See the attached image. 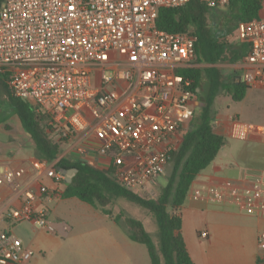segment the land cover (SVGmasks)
<instances>
[{"label":"built area","instance_id":"1","mask_svg":"<svg viewBox=\"0 0 264 264\" xmlns=\"http://www.w3.org/2000/svg\"><path fill=\"white\" fill-rule=\"evenodd\" d=\"M199 1L216 10L235 0ZM258 1L259 17L238 25L239 39L250 46L239 63V82L250 89L264 88V0ZM190 2L0 0V73L15 98L53 116L61 138L84 142L75 145L81 160L93 165L94 154L105 159L100 169L111 171L120 187L147 189L166 173L197 109L192 82L180 73L196 67L197 38L157 27L160 9ZM228 136L264 143V125L231 118ZM55 164L36 158L12 167L0 159V189L21 202L2 206L0 220L58 233L25 184L30 171L58 184L63 176ZM40 193L49 189L41 186ZM228 196L264 216V173L231 187ZM257 246L264 264V231ZM33 255L13 231L0 233V264H28Z\"/></svg>","mask_w":264,"mask_h":264},{"label":"trees","instance_id":"2","mask_svg":"<svg viewBox=\"0 0 264 264\" xmlns=\"http://www.w3.org/2000/svg\"><path fill=\"white\" fill-rule=\"evenodd\" d=\"M227 6L231 13L230 19L238 25L259 17L261 10L258 0H235ZM213 13L214 10L199 0H191L182 7L160 9L157 27L167 32L193 34L197 38L195 65L240 63L250 52V46L241 40L239 43L229 44L226 41L227 32L210 27L208 17ZM180 73L192 82V89L197 94L198 90H202L205 74L208 78L206 105L202 107L197 121L183 135L180 148L170 155L169 164L173 163L174 171L157 199H146L132 190L120 187L111 171L100 169L81 159L61 157L63 145L70 141L58 135L53 116L28 101L15 98L6 82V76L0 73V94L9 98L11 108L18 116L31 146L35 149L36 158L56 162V170L58 167L65 170L77 169L69 185L63 174V178L58 181V185L65 189V197L78 198L108 216L111 214L107 207L117 197L149 211L155 216L160 232V252L164 264H195L181 233L182 215L177 212L182 209L195 179L212 164L227 144V138L215 131L211 120L212 106L218 91L222 88L232 101L240 102L250 89L239 82L240 76L225 83L220 70L216 67L205 70L194 67ZM57 172L60 173L58 170ZM120 219L115 218V221L118 222ZM126 225L129 237L134 242L146 246L151 263L162 264L157 246L144 224L135 218L127 217Z\"/></svg>","mask_w":264,"mask_h":264},{"label":"crops","instance_id":"3","mask_svg":"<svg viewBox=\"0 0 264 264\" xmlns=\"http://www.w3.org/2000/svg\"><path fill=\"white\" fill-rule=\"evenodd\" d=\"M201 91L198 90L197 94V108ZM216 124L215 131L226 136L228 121ZM81 143L84 144L81 140L72 143L61 157L68 155V158L80 160L75 145ZM223 149L193 182L181 210V233L195 264H259L257 236L264 231V216L237 204L228 196L231 187L247 184L258 173L234 166L230 155ZM0 159L12 167L28 166L36 159L35 149L31 145L11 144L0 150ZM91 159L98 168L105 161L94 154ZM25 184L35 192L36 206L47 209L58 228L57 234H50L33 222L0 220V233L13 231L25 247L34 251L28 264H142L135 257L136 246L140 243L124 234L116 236L110 232L105 222L112 220L114 226H118L114 218L78 198L65 197L63 186L32 171L25 176ZM41 186L48 188L49 193L41 194ZM0 194V208L20 206L21 202L10 190L1 188ZM76 213L92 221H74ZM202 232H208V238L203 239Z\"/></svg>","mask_w":264,"mask_h":264},{"label":"rangeland","instance_id":"4","mask_svg":"<svg viewBox=\"0 0 264 264\" xmlns=\"http://www.w3.org/2000/svg\"><path fill=\"white\" fill-rule=\"evenodd\" d=\"M230 18L231 13L229 7L223 6L214 10V13L209 15L208 23L212 28L227 32L226 41H228L229 44H236L240 42L238 36V24ZM198 67L202 70L210 67L218 68L225 83H229L232 79L240 76L241 74L239 63L233 64L225 62L218 63L216 65L200 64ZM207 83L208 78L204 74L202 91L198 97L200 104L193 120L185 129V133L192 127L193 123L197 121L202 107L206 105L205 97L207 95ZM9 101V98L6 95L0 94V150H4L5 147L10 146L11 144H18L21 146L31 145L29 138L26 136L19 122L18 116L11 108ZM235 117L239 118L243 122L264 125V88L248 89L244 100L240 102L232 101V98L225 92L224 89H219L211 111V120L213 125L217 128L216 122L226 120L228 121L229 126L230 119ZM225 137L227 138V144L223 151H226L230 155V160L234 166L243 168L246 171L257 172L258 174L264 173V143L259 142L257 139H254L256 141L234 140L231 139L228 134H226ZM69 146H72V142L66 146L63 145L62 154ZM65 156L69 157L68 155ZM173 171L174 165L173 163H170L167 167L166 173L162 177L155 180L152 184L148 185L147 189L137 188L132 191L146 199H157L162 194L163 189L173 174ZM107 210L110 211V217L114 219L118 217L121 218L120 221L116 222L118 226H114V222L112 220H109L110 222H105L107 223L110 232L116 236L124 234L127 238L129 237L126 225L127 217L135 218L141 221L152 236L161 257L162 264H164V259L160 252L161 236L156 218L153 214L146 209H143L142 207L120 197L114 198L113 202L107 207ZM181 210L182 209H180L177 213L180 214ZM73 219L74 221H84L85 223L92 221L89 217H83L77 213L73 215ZM135 257L136 260L140 261L142 264H151L148 250L143 244L136 246Z\"/></svg>","mask_w":264,"mask_h":264},{"label":"water","instance_id":"5","mask_svg":"<svg viewBox=\"0 0 264 264\" xmlns=\"http://www.w3.org/2000/svg\"><path fill=\"white\" fill-rule=\"evenodd\" d=\"M57 170L65 176L68 185L72 182L73 178L77 173V169L65 170L61 167H58Z\"/></svg>","mask_w":264,"mask_h":264}]
</instances>
